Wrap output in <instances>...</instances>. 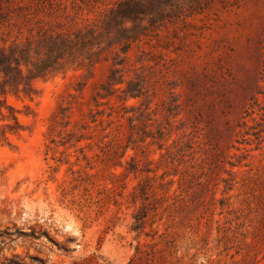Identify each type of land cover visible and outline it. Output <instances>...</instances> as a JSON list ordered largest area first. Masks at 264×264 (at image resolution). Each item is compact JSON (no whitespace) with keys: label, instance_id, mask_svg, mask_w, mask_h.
<instances>
[{"label":"rangeland","instance_id":"1","mask_svg":"<svg viewBox=\"0 0 264 264\" xmlns=\"http://www.w3.org/2000/svg\"><path fill=\"white\" fill-rule=\"evenodd\" d=\"M62 1L77 29L121 0ZM174 3L0 95V264H264V0Z\"/></svg>","mask_w":264,"mask_h":264},{"label":"trees","instance_id":"2","mask_svg":"<svg viewBox=\"0 0 264 264\" xmlns=\"http://www.w3.org/2000/svg\"><path fill=\"white\" fill-rule=\"evenodd\" d=\"M175 3L121 0L102 21L65 29L69 15L62 0H0V95H32L39 78L73 67L92 69L101 54L127 39L129 31L139 33L146 27L143 22L162 20L167 6ZM115 65L109 87L124 82L123 75H117L122 70ZM127 91L142 94L141 89ZM5 107L6 100L0 98V113ZM13 120L18 124L16 116Z\"/></svg>","mask_w":264,"mask_h":264}]
</instances>
